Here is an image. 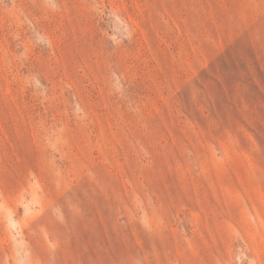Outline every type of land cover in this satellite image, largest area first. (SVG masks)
Returning a JSON list of instances; mask_svg holds the SVG:
<instances>
[{"label":"rangeland","instance_id":"rangeland-1","mask_svg":"<svg viewBox=\"0 0 264 264\" xmlns=\"http://www.w3.org/2000/svg\"><path fill=\"white\" fill-rule=\"evenodd\" d=\"M0 264H264V0H0Z\"/></svg>","mask_w":264,"mask_h":264}]
</instances>
